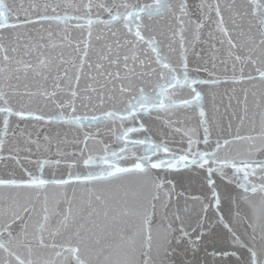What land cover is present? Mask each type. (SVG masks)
<instances>
[{"label": "snow or ice", "instance_id": "snow-or-ice-1", "mask_svg": "<svg viewBox=\"0 0 264 264\" xmlns=\"http://www.w3.org/2000/svg\"><path fill=\"white\" fill-rule=\"evenodd\" d=\"M0 264H264V0H0Z\"/></svg>", "mask_w": 264, "mask_h": 264}]
</instances>
